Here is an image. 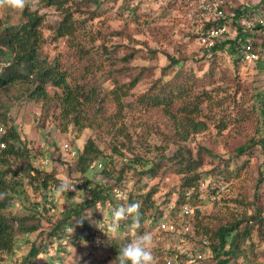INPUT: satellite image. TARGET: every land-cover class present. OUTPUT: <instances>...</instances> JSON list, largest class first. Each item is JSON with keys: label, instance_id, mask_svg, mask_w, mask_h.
Here are the masks:
<instances>
[{"label": "trees", "instance_id": "trees-1", "mask_svg": "<svg viewBox=\"0 0 264 264\" xmlns=\"http://www.w3.org/2000/svg\"><path fill=\"white\" fill-rule=\"evenodd\" d=\"M179 1L173 0L172 5ZM40 3L45 9H54L59 19L45 26L46 15L33 7L20 11L18 24L0 18V64L3 65L0 66V92L14 88L18 96L26 95L46 110L54 108L53 116L59 119L63 132L72 129L76 138L84 130L111 136V153L105 156L94 139H89L81 151L76 150L75 171L82 175V184L92 185L89 190L85 188L88 184L82 185L90 198L81 203L72 202L56 225L44 230L40 206L37 212L18 216L13 212L18 206L19 198L16 197L24 194L25 179L33 184L39 181L35 189L44 190L46 194L54 192L61 182L52 175L42 176L34 167L35 156L19 128L10 124L9 109L2 112L0 124L5 133L0 135V142L6 144V149L0 154V192L7 195L0 199V264H8L4 256L14 253L18 237L36 233L39 240L29 242L28 255L14 264H65L66 257L71 255L66 245L73 243L75 246L77 240L95 242L99 228L91 219L101 221L107 203L112 205V213L120 205L139 202L142 228L133 231L129 227L130 220L122 221L119 236L99 246L114 260L119 248L137 234L152 233L174 201L176 206L169 212L172 219H177L183 207L195 209L192 216H185L182 223L177 222L180 229L187 227L191 231L192 235L187 236L189 241L192 244L210 242L205 251L212 252L213 257L202 264H264V89L255 92L245 88L239 75L244 63L240 56V40L251 36L255 48H264V25L258 24L251 33L242 24L255 16L259 20L264 18V0L258 9L239 7L225 19L205 22L203 32L227 25L235 38L223 40L210 50L205 48L208 54L201 60L169 55V64L161 70L159 78H155L152 69L143 68L128 82L118 78L109 82V78L128 72L135 55L120 59L124 66L113 70L118 64L116 58L110 52L103 54L107 51L105 46L103 52L94 46L100 34L94 31V21L105 19L118 0L111 4L104 1L94 8L86 3L87 11L81 8L83 2L77 0H40ZM121 9L133 13L138 10L129 5ZM86 13L88 18L82 17L81 14ZM61 43L66 47L63 52L53 54L47 50V44H55L58 48ZM229 50L236 54V70L228 67L222 53ZM151 52V57H156L157 53ZM206 65L209 66L207 70ZM147 80L151 84L136 94V87ZM50 88L56 90L54 94L49 92ZM130 98L133 101L128 102ZM128 111L140 116L159 115L168 121L164 146L155 148L159 151V160L145 157L151 150L147 141H143L146 136L159 132L153 131L146 122L139 124L143 134L129 132L125 122ZM134 135L138 137L136 145ZM198 136H203L210 146L194 148L192 142ZM170 144L177 145L178 150L167 157L165 151ZM217 145L224 148L229 158L224 159L217 152ZM138 148L142 154L136 151ZM53 150L56 151L55 146ZM104 157L108 167L99 169L103 179L96 180L93 171L98 170L100 159ZM20 160L25 162V167L19 173L14 171L13 164ZM118 162L123 165L120 169H117ZM161 169H164L163 174L171 172L182 177L178 192L171 190L160 196L159 186L143 183L145 178L153 181L159 177ZM129 179L135 180L132 188ZM207 181H210L208 188L202 190L201 184ZM236 181H240L238 198L228 199L229 188ZM221 185L227 187L226 191L215 203L209 204V195ZM232 190L235 189L232 187ZM116 191H124L126 199H117ZM231 204L243 210L236 211ZM42 205L41 209L46 210L47 206ZM208 207L209 212H205ZM70 229L88 233V236L71 235ZM132 231L135 232L133 236ZM156 238H161L163 243L154 245L151 250L157 264H166V259L175 255L174 250L168 248L174 243L175 235L160 232ZM52 249L56 255L49 257L47 253Z\"/></svg>", "mask_w": 264, "mask_h": 264}, {"label": "rangeland", "instance_id": "rangeland-1", "mask_svg": "<svg viewBox=\"0 0 264 264\" xmlns=\"http://www.w3.org/2000/svg\"><path fill=\"white\" fill-rule=\"evenodd\" d=\"M93 1V0H90ZM95 2H87L85 0H77V2H83V9L85 11L89 8H85V4H89L88 7L94 8L98 3L104 1L111 4L113 0H94ZM173 0H118L116 7L109 11L105 19L95 20L93 28L98 34V41L95 43V49L103 52L102 47L105 48L103 54L110 52L115 61L118 64L114 65L113 70H119L124 66L120 59L125 56L134 54L135 59L130 62L131 69L128 72L119 73L111 76L109 82L118 78L119 80L128 82L133 79L143 68L152 69L155 78L161 76V70L169 64L168 56H185L188 59L204 58L207 53L205 46L200 42V34L203 32V24L209 22L215 18H219V12H223L225 16L232 14L234 10L239 7H250L252 9H258L261 6V0H180L177 5H172ZM129 5L131 8H138L136 13L122 10L123 6ZM33 10L40 11L41 14L46 15L45 26L51 25L52 22L58 18V13L54 9H45L39 3L32 8ZM88 13L81 14L82 17L88 18ZM0 18L4 21L9 19L10 24H18L20 22V11H14L9 8H0ZM104 20V23H103ZM119 33V35H115ZM46 35L48 31L46 30ZM224 39L228 40L234 38V33L231 28L228 29L226 34L223 36ZM55 44H47V50L54 54V52H63L66 50L64 44L61 43L58 48ZM90 47V46H89ZM151 51L157 53L156 57H151ZM228 67L231 70L235 69L234 58L235 55L231 56L232 52H222ZM208 54V53H207ZM102 55V54H101ZM99 56V55H97ZM191 60V61H192ZM110 66V61L108 62ZM0 66H3L0 64ZM209 66L206 65V70ZM2 67H0L1 69ZM239 75L241 83L245 88L252 89L258 92L261 88L264 89V66L260 64H249L242 63L240 66ZM151 84L150 80L141 82L135 89V93L138 94L147 89ZM56 90L50 88L49 92L54 94ZM254 92V93H255ZM21 97V98H19ZM133 101V98L128 99V102ZM9 109L8 117L11 125H15L19 128L20 134L24 140L29 144L31 153L35 158L33 159L34 167L39 170L42 176L52 175L56 180L68 181L76 185V192L65 193V197H61L59 200L50 201L52 193H47L44 190H36L35 186H38L39 181L29 182L25 179L22 190L24 194L17 196L18 206L13 208V212L22 216L28 212H37V206H40L42 216V227L44 230H51L56 222L61 218L62 214L68 210V207L72 202L81 203L90 198V193L84 191L82 185L85 186L86 190H89L92 185L89 182L81 183V174L75 171V167L78 163V153L83 149L86 142L89 139L97 141L98 145L105 152V156H109L111 151L109 144L112 142L111 136H104L91 130H84L81 135L76 138L73 134L72 129L68 132H63V128L60 125L59 119L53 116L54 108L46 110L42 104L35 103L25 96H18L17 89H9L8 91L0 92V114ZM49 112H51L49 114ZM57 116L59 111L55 113ZM126 126L129 132L136 133L138 135L143 134V129L139 127V124L147 123L148 127L152 126L153 131L159 132V134L153 133L152 135L146 136L144 140L150 145L149 154L145 157L149 160H159V151L155 148L164 146L163 139L164 134L168 132V121L159 115H145L127 112L126 113ZM122 141V139L120 140ZM133 142H138V137L134 135ZM66 145L72 148L66 149ZM136 145V144H135ZM182 147H192L190 144H180ZM194 148L197 145L210 146L209 142L203 136H198L195 141L192 142ZM56 147V151L53 147ZM177 145L170 144L165 155L167 157L172 156L178 149ZM217 152L224 159L229 158V154L224 150L221 145H217ZM77 150V152H76ZM142 154L141 148L136 150ZM46 160L49 163L46 164ZM107 158H101L102 168L108 167L106 163ZM119 160V159H118ZM122 164L117 165V169L122 168ZM25 167L23 160L17 161L13 164L14 171L21 172ZM210 168V167H207ZM101 169V168H100ZM140 170V169H139ZM97 172V173H96ZM99 168L93 171L95 173V179H103V175L99 174ZM164 169L159 172V177L153 181L145 178L143 183L149 182L150 186L157 185L160 189V196L165 195L171 190L178 192L182 177L171 172L163 174ZM129 174H131L129 172ZM163 174V175H162ZM35 175V173H34ZM92 176V175H91ZM116 176H119L117 174ZM19 177L26 178V176L19 175ZM210 180V179H209ZM92 182V178L89 179ZM130 188L135 184V180H128ZM208 183L210 181H207ZM206 182V183H207ZM239 182L236 181L234 185L229 188L228 199L238 198V187ZM232 187L236 190H232ZM54 196V195H53ZM45 197L47 199L45 200ZM240 198V197H239ZM175 202V201H174ZM47 203V204H46ZM47 208L46 210L41 209L43 205ZM104 208L103 216L101 221L91 219V222L100 224L99 233L96 236L95 242H89L87 240L69 243L67 250L71 255L66 257L65 264H111L112 258H108V254L105 249L99 247L103 243L110 242L119 236V233L113 234L110 231L111 217L110 213L112 205ZM230 207L236 211H242L243 208L238 209V205L231 204ZM48 210V211H47ZM210 207L205 212H209ZM183 219V218H182ZM90 221V220H89ZM47 232V231H43ZM132 236L135 232H131ZM158 231L155 230L151 233L153 236V245H161L162 240L156 238ZM71 235H81L82 238H87L88 233L83 234L77 230L70 231ZM39 240L38 233L32 234L25 237H18L14 253L9 256H4V260L8 264H14L16 261L23 260L30 251L29 242ZM225 252H228L226 250ZM69 253V254H70ZM48 256H55V249L50 250ZM108 258V259H107ZM216 264H221L217 262Z\"/></svg>", "mask_w": 264, "mask_h": 264}, {"label": "built area", "instance_id": "built-area-1", "mask_svg": "<svg viewBox=\"0 0 264 264\" xmlns=\"http://www.w3.org/2000/svg\"><path fill=\"white\" fill-rule=\"evenodd\" d=\"M219 18L225 19L226 16L223 14V12H219ZM244 28L246 31L253 33L254 28L258 25H264V18L259 20L257 16L244 21L243 23ZM229 26L225 25L223 28L220 29H212L207 32H202L200 34V42L203 46H205L207 49H212L217 43L222 44L224 39V35L228 31ZM235 38V36H234ZM241 43V50H240V56L243 58L244 63L249 64H260L264 66V48H255L253 44V38L250 36L247 38V40L242 41ZM236 54L232 50L231 56ZM5 133V128L3 125L0 124V135ZM66 149H69V146H65ZM6 149V144L4 142H0V154L3 150ZM49 163V160H46V164ZM98 168L102 169V163L98 165ZM209 186V183L204 182L201 184V189L206 190ZM227 189L226 186L221 185L219 189L216 190V192L209 195V204H213L217 201V199L221 196L223 192H225ZM191 193V192H190ZM190 195V194H189ZM126 193L124 191H116V198L117 199H126ZM56 200L53 196V193L51 195L50 201ZM110 206V204H108ZM176 203L172 202L168 208L165 211V215L163 219L157 224L156 230L158 233H167L175 235V241L174 243H170L168 245V248L174 250L175 255L171 258L166 259V264H202L206 262L207 260H210L213 257L212 252L205 251L210 246V242L208 240H204L201 244H192L189 239L188 235H192L189 228H185L184 230L180 229L178 227V220L179 223H182L184 221L185 216H192L195 213L194 208H190L188 206L183 207L182 211L180 212L177 219H172L169 216V212L175 208ZM183 218V219H182ZM157 233V235H158ZM159 240H162L161 238H158ZM163 241V240H162ZM229 250V248H227Z\"/></svg>", "mask_w": 264, "mask_h": 264}, {"label": "clouds", "instance_id": "clouds-1", "mask_svg": "<svg viewBox=\"0 0 264 264\" xmlns=\"http://www.w3.org/2000/svg\"><path fill=\"white\" fill-rule=\"evenodd\" d=\"M38 3L39 0H0V8L23 11L26 7H35ZM91 178L92 177L89 176V179ZM70 191L77 193L76 185L68 181H62L55 187L53 195L57 200L61 197L66 199L65 193ZM6 195V192H0V199H4ZM140 208L141 204L139 202L118 206L112 212L110 231L113 234L118 233L120 223L130 220V229L138 232L142 228V214ZM102 223L98 224L99 228ZM70 231H72V229H70ZM152 245L153 236L151 233L143 232L137 234L129 243L119 248L118 254L111 264H157L156 257L151 250Z\"/></svg>", "mask_w": 264, "mask_h": 264}]
</instances>
